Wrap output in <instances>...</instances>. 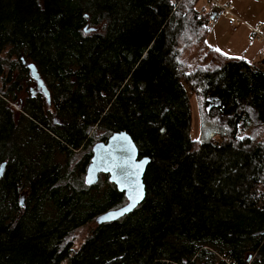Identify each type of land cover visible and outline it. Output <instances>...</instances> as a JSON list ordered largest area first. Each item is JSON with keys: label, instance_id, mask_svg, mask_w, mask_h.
<instances>
[{"label": "trees", "instance_id": "obj_1", "mask_svg": "<svg viewBox=\"0 0 264 264\" xmlns=\"http://www.w3.org/2000/svg\"><path fill=\"white\" fill-rule=\"evenodd\" d=\"M200 1L0 0V264H264V69L208 47ZM192 99L226 136L191 138ZM119 131L146 195L97 225L126 199L86 168Z\"/></svg>", "mask_w": 264, "mask_h": 264}, {"label": "water", "instance_id": "obj_2", "mask_svg": "<svg viewBox=\"0 0 264 264\" xmlns=\"http://www.w3.org/2000/svg\"><path fill=\"white\" fill-rule=\"evenodd\" d=\"M94 29H84L85 33ZM31 80L49 104L50 93L41 80L34 64L27 65ZM150 159L139 157V151L131 136L125 131L112 133L105 142H97L91 148L90 162L86 168L85 184L97 183L100 174L108 176L118 192L123 193L126 203L117 209L106 211L95 218L97 225L114 222L132 213L146 195L144 175ZM6 163H0V178ZM23 199V198H22Z\"/></svg>", "mask_w": 264, "mask_h": 264}, {"label": "rangeland", "instance_id": "obj_3", "mask_svg": "<svg viewBox=\"0 0 264 264\" xmlns=\"http://www.w3.org/2000/svg\"><path fill=\"white\" fill-rule=\"evenodd\" d=\"M202 3L203 1L201 0L199 5H201ZM232 4L235 8L240 5V11L243 13V15L241 16L242 18L237 16L241 21L237 30L234 33L230 32V29L226 24V19L224 17H220L216 22L215 28L212 31H209V35L206 41L207 45L208 47L215 50L219 49L220 52L223 51L228 56H242L243 52H246V54H248L247 57L252 58H249L248 61L253 66L264 69V60L261 56L259 57L258 55L260 50L257 51L256 49L258 47L256 45H260V43L252 40V38L249 37L248 31V26L251 23H264V0H232ZM251 48H253V51L250 50ZM9 61H14V59H9ZM14 77H16V73L14 74ZM1 87L2 83L0 81V89ZM9 104L13 108V110L18 113L17 110H19L18 106L20 104V100H15L12 102L9 101ZM190 108V135L193 140H199L201 136H208L213 133H217L221 136L227 135V130L223 123L210 121L204 111V108H198V105H196L194 99H192L190 102ZM252 120V136L256 141L264 136V132L260 125H258L254 119ZM57 158L59 160L58 156ZM79 235L82 236L81 234Z\"/></svg>", "mask_w": 264, "mask_h": 264}, {"label": "built area", "instance_id": "obj_4", "mask_svg": "<svg viewBox=\"0 0 264 264\" xmlns=\"http://www.w3.org/2000/svg\"><path fill=\"white\" fill-rule=\"evenodd\" d=\"M172 5L176 4V0H170ZM208 4V21L206 29L212 31L220 17L226 19V24L230 32L234 33L240 21V18L233 14L232 0H207ZM251 38L255 42L260 43L264 47V23H260L251 29Z\"/></svg>", "mask_w": 264, "mask_h": 264}, {"label": "crops", "instance_id": "obj_5", "mask_svg": "<svg viewBox=\"0 0 264 264\" xmlns=\"http://www.w3.org/2000/svg\"><path fill=\"white\" fill-rule=\"evenodd\" d=\"M233 12H234V14L236 15V16H238V17H240V18H242L241 16L243 15V13L240 11V5H238L236 8L233 6ZM261 22H254L253 24L251 23L249 26H248V31H249V37L251 38V35H250V33H251V29L253 28V27H255L256 25H258V24H260ZM216 26V25H215ZM215 28V27H214ZM258 43V42H257ZM256 46H258L257 48L256 47H254V48H256L257 49V51L258 50H260L259 51V57L262 55V51H263V49H264V47L260 44V45H256ZM251 51H253V48H251L250 49ZM221 53H223L224 55H226V56H228L227 54H225L223 51H221ZM247 55L248 54H246V52H243V54H242V56H229V57H243L245 60H247L248 61V59L250 58V59H252L251 57H247ZM245 57H247V58H245ZM249 62V61H248ZM250 63V62H249ZM253 63H255V62H253Z\"/></svg>", "mask_w": 264, "mask_h": 264}, {"label": "flooded vegetation", "instance_id": "obj_6", "mask_svg": "<svg viewBox=\"0 0 264 264\" xmlns=\"http://www.w3.org/2000/svg\"><path fill=\"white\" fill-rule=\"evenodd\" d=\"M21 61H22V63L24 64L25 68H27V65H28L29 63L33 64V63H32L31 61H29V60L21 59ZM27 69H28V68H27ZM38 74H39V72H38ZM28 75H29V70H28ZM39 76H40V74H39ZM29 77H30V75H29ZM40 78H41V80L43 81V79H42L41 76H40ZM30 79H31V78H30ZM43 84L46 86V84H45L44 81H43ZM29 92H30L33 96H36V95L40 94L42 97H44V96L41 94L40 90H38V89L36 88V85H35V83H34L33 80H31V84H30V87H29ZM44 99H45V97H44ZM20 103H21V102H20ZM208 111H209V110H208Z\"/></svg>", "mask_w": 264, "mask_h": 264}, {"label": "snow or ice", "instance_id": "obj_7", "mask_svg": "<svg viewBox=\"0 0 264 264\" xmlns=\"http://www.w3.org/2000/svg\"><path fill=\"white\" fill-rule=\"evenodd\" d=\"M216 51H219V49H216ZM223 54V53H222Z\"/></svg>", "mask_w": 264, "mask_h": 264}]
</instances>
